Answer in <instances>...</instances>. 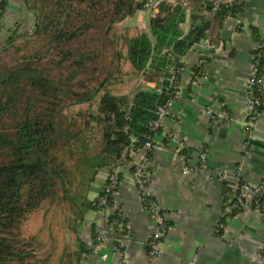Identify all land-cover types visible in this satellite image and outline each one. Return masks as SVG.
<instances>
[{
  "label": "trees",
  "instance_id": "16d2710c",
  "mask_svg": "<svg viewBox=\"0 0 264 264\" xmlns=\"http://www.w3.org/2000/svg\"><path fill=\"white\" fill-rule=\"evenodd\" d=\"M25 5L35 19L32 33L16 24L0 47V264H81L91 250L78 234L87 225L86 215L102 207L108 177L114 173L121 181L125 167L132 173V152L160 138V129L152 127L156 109L175 97L179 78V73L171 78L167 69L182 67L183 57L202 41L220 46L226 21L243 12L244 4L161 3L148 31L133 37L117 23L134 14L137 5L141 8L140 0H25ZM5 9L6 0H0V21ZM186 20L189 28L183 31ZM251 36L262 44L250 53L254 78L264 79V39L255 28ZM123 50L131 67L127 74L159 92L140 83L128 94L112 92L123 80ZM191 68L195 81L201 65ZM254 88L261 102L256 112L264 114L262 93ZM146 156L152 160V151ZM101 174L103 184L90 197ZM223 185L229 195L232 184ZM60 206L68 213L74 248L64 245L54 258V246L43 252L45 246L26 237L22 226L40 209ZM116 213L108 217L109 227L113 218L124 224L120 210ZM89 231L90 242L96 243L95 224Z\"/></svg>",
  "mask_w": 264,
  "mask_h": 264
},
{
  "label": "crops",
  "instance_id": "0c3cea01",
  "mask_svg": "<svg viewBox=\"0 0 264 264\" xmlns=\"http://www.w3.org/2000/svg\"><path fill=\"white\" fill-rule=\"evenodd\" d=\"M240 1L244 4L243 12L226 21L220 33L223 43L218 46L217 57L205 63L207 77L190 80L191 67L200 65L203 60L199 54H203L205 48L200 43L181 60L185 70L180 77V98L170 107L163 122L165 140L162 136L158 139L162 144L153 151L150 162L149 189L160 199L169 224L167 237L160 244V256L156 259L148 256L152 223L142 210L131 183V172L125 167L120 170L122 181L113 193V202L128 223L129 236L125 238L107 229L100 231L103 244L93 248L81 264H114L115 239L123 242L125 264H177L181 259H194V264H252L251 256L264 240V224L255 215L246 218L244 214H234L220 222L227 194L223 181L200 174H184L180 168V155L186 158L187 164H195L198 150L204 147L211 170H220L230 178L242 168V175L251 183L264 179V117H258L251 137L246 140L243 134L246 111L243 82L250 53L258 44L251 36V29L255 28L259 38L264 39V0ZM148 21L147 13L137 6L135 13L117 23V27L130 37L133 29L147 32ZM0 22L1 33L13 28L15 22L25 26L31 23L33 27L35 19L28 12L25 0H6ZM188 28L186 20L182 29L187 31ZM125 53L123 50V55ZM138 83L158 92L154 84L141 80ZM212 98L228 115L222 129L205 114ZM214 109L217 110V106L214 105ZM99 176L97 185L100 186L104 174ZM101 217L97 211L86 215L88 239L90 224L102 229ZM217 224H222L223 228L216 227Z\"/></svg>",
  "mask_w": 264,
  "mask_h": 264
},
{
  "label": "built area",
  "instance_id": "2783aa9c",
  "mask_svg": "<svg viewBox=\"0 0 264 264\" xmlns=\"http://www.w3.org/2000/svg\"><path fill=\"white\" fill-rule=\"evenodd\" d=\"M233 0H226V2H231ZM240 1V0H236ZM174 0H140L141 9L147 13L148 18H154L158 7L161 3L172 4ZM209 13H207L208 15ZM17 25L18 23L15 22ZM11 28L8 31H3L0 33V47L5 44V40L12 34L13 30ZM23 27L20 23L19 29ZM33 27L31 28V31ZM202 47L205 48V52L203 54H199L200 57L203 58L201 61V70L200 75L196 78L195 81L202 80L207 77V73H205V63L211 60H215L217 54L219 52V47L211 46L207 41H202L200 43ZM259 46L262 44H256L254 49H258ZM249 68L246 75V78L243 82V88L245 91V99H246V111L243 123V134L245 139L251 137V132L254 130V127L257 123V119L259 116H263L262 113H257L255 107L261 104L259 98L254 95V87L257 85V91H261L262 93V101H264V79L260 78L255 80V72L256 67L251 63V56H249ZM183 64V63H182ZM185 67L182 65L180 68H175V66H171L167 69V72L170 73L171 78L179 73V78L176 81L174 89L176 90L175 97L167 102L166 107H157L156 109V119L152 122V127L154 129H160V137L165 139L163 135V122L165 118L169 115V110L171 105L176 102L180 98L181 92V84H180V77L184 72ZM159 92V90H158ZM211 104L209 107L205 109V114L209 119H213L217 128L222 129L224 126V121L228 120V115L224 111L221 104L216 102L215 98L211 99ZM264 105V102H262ZM214 105L217 106V110L214 109ZM220 107V108H219ZM162 142L160 143L159 140H154V143H146L143 147L136 149L132 152L133 158V171L131 173V183L134 186L135 190L138 193V198L142 210L149 218L152 223V231L149 236L148 242V256L150 259H156L161 254L160 244L166 239L168 231H169V224L166 220L165 213L163 211V206L160 202V199L149 189L150 184V162L151 160L148 159L146 156V152L153 151L158 149L161 146ZM180 144V143H179ZM182 146L179 145V151L181 152ZM181 157V172L184 174H193V175H205L207 178H218L222 181H226L231 183V192L227 196L223 206V215L226 218L233 216L234 214H244L247 218L248 215H255L258 217L261 223L264 224V179L258 183H251L242 175V168L236 171V173L230 177H225L222 172L211 170L208 164V151L204 147H200L197 153L196 163L195 164H187L185 157ZM109 183L106 186H103L105 195L99 202V206L101 207L97 212L101 214L102 223H101V230L97 229L96 231L99 233L100 237L96 243H91L90 240H87L90 250L92 251L93 248L101 246L104 242L103 234L100 232L104 229H107L111 233H119L122 237L129 236V226L126 220L122 225L118 218H113L112 226H108V217L110 215L117 214L116 212L119 210L115 203L113 202V193L112 190L116 185L119 187L121 181L117 182L116 174L110 175ZM224 178V179H223ZM107 197L111 198V201L107 199ZM216 227L223 228L222 224H217ZM122 228L124 229L122 234ZM86 241V240H85ZM118 246L114 247L115 250V259L116 262L114 264H125L124 261V250H123V242H118ZM121 248V250L119 249ZM250 262L252 264H264V240L255 250L253 255L251 256ZM194 259H181L178 261L177 264H194Z\"/></svg>",
  "mask_w": 264,
  "mask_h": 264
},
{
  "label": "rangeland",
  "instance_id": "374dc122",
  "mask_svg": "<svg viewBox=\"0 0 264 264\" xmlns=\"http://www.w3.org/2000/svg\"><path fill=\"white\" fill-rule=\"evenodd\" d=\"M128 21V20H127ZM20 24H18L19 26ZM14 28V27H13ZM31 23L29 26L23 25L20 28V31L32 33L31 31ZM137 29H133V32L130 34V37H133L140 33ZM126 53L124 58L121 61V76L123 77L122 82L114 84L111 88L112 92L115 94H128L132 92L135 86H137L138 81L134 79V77H130L127 73H129L130 64L126 59ZM124 75V76H123ZM85 106L72 108L70 110V115L75 113L78 109L84 108ZM101 177L99 176L96 180L100 181ZM98 183V182H97ZM100 186L95 185L91 188L90 197L97 194ZM92 195V196H91ZM69 224L68 213L64 211V209L60 206L56 209H40L36 213L32 214L27 220L24 222L22 226V231L25 233L26 237L34 236L36 240L42 243L45 248V251H51V245H53L54 251H52V255L54 258L58 256L59 251L63 248L64 245L70 246L71 249L74 248V236L70 230H68L67 225ZM86 226H82L78 238L87 242L88 238L86 237Z\"/></svg>",
  "mask_w": 264,
  "mask_h": 264
},
{
  "label": "water",
  "instance_id": "95a60500",
  "mask_svg": "<svg viewBox=\"0 0 264 264\" xmlns=\"http://www.w3.org/2000/svg\"><path fill=\"white\" fill-rule=\"evenodd\" d=\"M137 6H139V5H137ZM137 6H136V7H137ZM148 242H149V239H148Z\"/></svg>",
  "mask_w": 264,
  "mask_h": 264
}]
</instances>
